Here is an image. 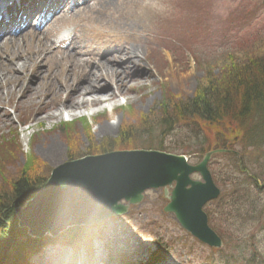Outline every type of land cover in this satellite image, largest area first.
<instances>
[{
  "label": "rangeland",
  "instance_id": "rangeland-1",
  "mask_svg": "<svg viewBox=\"0 0 264 264\" xmlns=\"http://www.w3.org/2000/svg\"><path fill=\"white\" fill-rule=\"evenodd\" d=\"M143 1L145 5L154 6L153 10L156 12H163L158 4H168V0ZM240 2L241 0H170L168 5L173 4L176 8L175 11L172 10V17L159 20L158 17H152V13L143 14L142 21L135 25L136 31L145 37L135 42L134 47L139 49L145 44L149 46L148 65L157 75L152 84L138 87L131 84L135 91L138 90L136 94L131 92L125 96L139 99L134 105L128 106L124 102L126 98H120L118 102L124 107L118 108L116 112L109 103L102 105L106 107V111L101 110V105H87V108L84 106L85 109L78 110L74 117L62 111L60 119L42 124L33 120L36 107L28 104L18 106L13 114L15 117L0 123V194L2 189H9L8 192H12V195L14 185L22 180L24 184L32 186L36 179H43L44 167L52 169L70 157L98 152L109 146L129 150L158 149L173 154L189 152L188 159L193 165L201 162L203 155L199 151L223 146V137L215 136L218 131L213 127L209 128L199 119L193 120L191 125L199 127L194 128L193 133L192 128L185 125V120L176 114L182 111L180 103L196 96L201 97L205 90L223 92L228 87L233 93V89L237 87L236 80L232 78L236 68L244 66L249 57H257L259 60L264 56V0H245V3L243 0L246 9L243 12L233 11ZM126 3L125 0H116L107 6L99 18L103 22L100 24L111 21L120 25L133 17ZM219 15L223 16L220 23L217 22ZM208 19L211 21L207 22ZM88 20L92 25L97 23L94 15L88 17ZM200 28L205 29L201 38ZM215 29L218 30L217 35ZM131 41L132 39L129 42ZM115 63L123 65L118 59ZM29 70L31 75L37 72L33 66ZM76 71L70 75L78 73V69ZM249 75L251 74L246 76ZM67 76L63 75L62 79ZM2 106L9 113L15 109L10 96L3 99V105L0 103V107ZM89 109L99 112L92 118H87V114L92 112ZM85 110L88 111L86 115ZM51 114H57V109H53ZM163 120H167L168 125H163ZM100 126H104L102 134L98 131ZM105 126H112L114 130L107 132ZM196 130L199 131L195 132ZM245 130L247 134V128ZM123 140L128 141L124 144ZM53 142H57V149L44 151V147L51 146ZM239 143L238 141L237 144ZM246 147L241 144L232 151L238 154L240 163L246 166L245 174L251 178L255 188L256 179L264 177V148ZM235 156L217 157L213 160V170L218 179L216 184L224 195L219 204L206 210L212 219V226L220 234L225 232L223 239L226 250L222 255L216 253L221 249L206 248L192 239L182 230L173 215L164 213L168 200L164 198L163 190L147 193L143 203L132 208L127 217L93 227L88 232L90 244L82 250L90 248L92 254L97 255L101 249L102 253L106 251L108 254L114 248L116 253L124 257L120 259L125 264H145L146 261L157 263L160 258L158 259V254H154V244H159L163 250L160 264H219L229 258L241 261L253 254L264 259V195L259 194L260 191L256 188V194H252L249 202L254 206L249 209L243 207V201L246 200L244 188L234 189L235 185L231 183L232 178L241 181L244 177L236 170L238 158ZM34 173L39 174L37 178ZM238 180L234 182L238 183ZM257 185L264 186V183L257 182ZM19 242H23V238H18L17 243ZM22 249L24 251L26 247L23 246ZM27 250L32 256L33 264H78L80 257L76 255L77 259L69 258L67 247L57 245L56 239H48L45 251L39 250L37 246L31 251L29 248ZM56 250L61 253V258L52 261L47 254ZM14 252L16 251L12 250L8 257L12 259ZM109 256L111 259L119 258L111 253Z\"/></svg>",
  "mask_w": 264,
  "mask_h": 264
},
{
  "label": "water",
  "instance_id": "water-1",
  "mask_svg": "<svg viewBox=\"0 0 264 264\" xmlns=\"http://www.w3.org/2000/svg\"><path fill=\"white\" fill-rule=\"evenodd\" d=\"M210 157L207 155L197 168L188 167L183 158L141 151L110 153L58 165L44 186L26 196L30 200L16 209L17 226L26 229L33 239L56 237L71 226L93 225L124 214L128 207L121 205L123 199L130 205L137 204L146 190L176 182L166 211L174 213L185 230L212 244L201 211L218 196L206 170ZM193 172H200L205 183L191 182ZM8 191L2 189L0 194V199H7L5 214L12 203L25 197Z\"/></svg>",
  "mask_w": 264,
  "mask_h": 264
},
{
  "label": "bare ground",
  "instance_id": "bare-ground-1",
  "mask_svg": "<svg viewBox=\"0 0 264 264\" xmlns=\"http://www.w3.org/2000/svg\"><path fill=\"white\" fill-rule=\"evenodd\" d=\"M18 44L10 51L11 56L0 55V103L3 105V99L10 96L15 109L18 106H24V104L36 107L33 113V120L40 122V124L45 121L50 122L57 118L60 119L62 111L68 112L71 117H74L77 115L76 112L78 110L85 109L83 108L84 106L87 108V105L91 107L101 105V110L106 111V107L102 105L109 103L113 111L116 112L118 108L124 107L121 102H118L120 98H126L124 99L126 105H134L139 99L125 95L131 92L136 94L138 89L135 91L133 85L138 87V85L154 83V78L157 75L148 65L149 46L145 44L139 49L125 50V54H121L118 58L123 65L108 63L97 69L91 67L87 73L80 70L72 76L70 75L71 72L74 74L75 71L71 68L66 70L68 75L66 79H62L63 71L59 73L55 71L56 68L60 67L61 59L56 61L53 70L48 73L43 72L42 68L44 65L41 62L39 63V71L36 73L39 81L34 88L35 82H33L30 74L18 76L15 73L16 68H21L25 71L30 68L29 62L27 63V59H25V54L29 52L23 53L21 44ZM31 47L34 46L32 44L25 46V48ZM43 48L45 53L42 58L53 61L54 55L50 54L51 47L43 45ZM40 53L39 51L38 56ZM38 56H34L30 60H38ZM17 58L21 63L16 60ZM54 99L57 101L54 102ZM2 108L4 109L5 107L2 106L0 108V123H5L11 119L12 115ZM53 109H57V114H51ZM89 111L92 110L89 109ZM94 111L91 112L92 117L99 112L98 110ZM87 112L85 110V115ZM103 127L100 126L98 129L101 134L103 133ZM105 127H107V132L114 130L112 126ZM44 148V151L48 152L56 150L57 142H53L51 146ZM2 235L3 232L0 236ZM11 238L7 237V240L10 241ZM10 244L12 246L18 243L17 240H14Z\"/></svg>",
  "mask_w": 264,
  "mask_h": 264
},
{
  "label": "trees",
  "instance_id": "trees-1",
  "mask_svg": "<svg viewBox=\"0 0 264 264\" xmlns=\"http://www.w3.org/2000/svg\"><path fill=\"white\" fill-rule=\"evenodd\" d=\"M256 59L249 57L246 59L244 66L239 69L236 68L232 78L236 80L237 83H235V86L237 87L233 89V93L228 90V87H225L223 92L205 90L201 97L196 96L192 100L190 99L185 103H180L182 111H178L176 115L186 118L197 116V118L212 122L218 120L224 121L226 118L228 120L234 119L235 121L241 123V125H245L247 127L248 133L243 139V145L246 143L248 146H256L261 142L264 144V56L259 60L257 57ZM249 73L251 75L246 76ZM241 88L243 89L242 92ZM163 121V125H168L167 120ZM127 141L128 140H123V143L125 144ZM34 175L37 178V175L39 174L34 173ZM32 180H34V177H32ZM44 180L45 179L40 180V178H38L33 182L35 184L32 186L24 184L22 182L24 180H22L15 185L14 191H16V195L19 197L31 196L43 186ZM6 202L7 199H0V207H3L0 209V234L3 232V235L0 236V264H8L10 261L15 260L8 257L11 255L10 252L12 250L16 251L14 252L16 259L22 256V248L24 245L19 242L18 245L16 244L11 246L10 243L18 238L22 239L25 237V235L21 236L17 230V222L13 213V208L18 202L12 203V208L5 214L3 213V210H5ZM1 229L4 230L2 231ZM7 231V235L6 233L4 234V232ZM7 237L12 238L8 241ZM66 237L68 238V244H70L73 248L76 247V244L79 246L80 240L82 241L84 238L79 236L80 238L78 239V237L74 235H67ZM16 261L17 260H15V262Z\"/></svg>",
  "mask_w": 264,
  "mask_h": 264
}]
</instances>
